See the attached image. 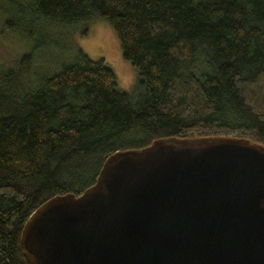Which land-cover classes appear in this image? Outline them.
<instances>
[{
  "label": "trees",
  "instance_id": "obj_1",
  "mask_svg": "<svg viewBox=\"0 0 264 264\" xmlns=\"http://www.w3.org/2000/svg\"><path fill=\"white\" fill-rule=\"evenodd\" d=\"M5 27L32 38L100 18L138 70L130 91L77 49L51 74L35 50L0 63V264H28L31 214L80 195L113 153L163 137L264 144V0H4ZM49 73V72H48Z\"/></svg>",
  "mask_w": 264,
  "mask_h": 264
},
{
  "label": "water",
  "instance_id": "obj_2",
  "mask_svg": "<svg viewBox=\"0 0 264 264\" xmlns=\"http://www.w3.org/2000/svg\"><path fill=\"white\" fill-rule=\"evenodd\" d=\"M28 264H264V144L163 137L117 151L24 225Z\"/></svg>",
  "mask_w": 264,
  "mask_h": 264
},
{
  "label": "rangeland",
  "instance_id": "obj_3",
  "mask_svg": "<svg viewBox=\"0 0 264 264\" xmlns=\"http://www.w3.org/2000/svg\"><path fill=\"white\" fill-rule=\"evenodd\" d=\"M3 3L4 0H0L1 64L12 65L23 53L35 50L36 43L40 42V38H44V43L35 50V70L47 74L54 73L61 62L71 59L77 49H81L94 60L105 59L115 70L122 90L130 92L135 87L138 70L125 59L116 31L107 21L96 19L88 24L86 33H83V27L76 30L52 31L47 27V30L40 29L43 33L29 38L19 31L5 27V14L1 8Z\"/></svg>",
  "mask_w": 264,
  "mask_h": 264
}]
</instances>
